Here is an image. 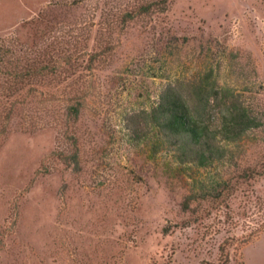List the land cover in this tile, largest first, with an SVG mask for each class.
<instances>
[{
  "label": "rangeland",
  "instance_id": "rangeland-1",
  "mask_svg": "<svg viewBox=\"0 0 264 264\" xmlns=\"http://www.w3.org/2000/svg\"><path fill=\"white\" fill-rule=\"evenodd\" d=\"M0 38L80 65L0 135V264H264V0H0ZM207 71L256 126L206 167L130 139L164 86Z\"/></svg>",
  "mask_w": 264,
  "mask_h": 264
},
{
  "label": "trees",
  "instance_id": "trees-1",
  "mask_svg": "<svg viewBox=\"0 0 264 264\" xmlns=\"http://www.w3.org/2000/svg\"><path fill=\"white\" fill-rule=\"evenodd\" d=\"M156 5L157 2L139 5L135 12H125L121 22ZM14 45L0 38V135L5 132L12 107L33 94V86L44 82L60 84L70 73L68 68L80 66L75 58L65 57L63 68L67 70H64L59 61H53L54 57L23 56L19 52L21 48L14 57ZM92 55L89 54L87 62H93ZM83 93L72 91L66 95L71 103L64 112L65 123L76 120ZM137 116L138 120L126 124L130 139L148 145L152 155L170 150L176 163L196 167L210 165L222 156L223 144L237 141L257 124L229 88L216 84L210 71L186 83H168L159 91L155 102ZM221 248L219 245L222 253ZM222 255L219 264H226L227 256Z\"/></svg>",
  "mask_w": 264,
  "mask_h": 264
}]
</instances>
